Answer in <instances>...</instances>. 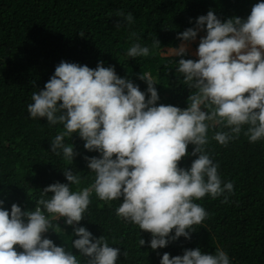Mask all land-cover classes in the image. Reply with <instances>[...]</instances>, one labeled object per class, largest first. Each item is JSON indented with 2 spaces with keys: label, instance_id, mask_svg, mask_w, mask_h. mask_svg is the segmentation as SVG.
<instances>
[{
  "label": "clouds",
  "instance_id": "9594fccd",
  "mask_svg": "<svg viewBox=\"0 0 264 264\" xmlns=\"http://www.w3.org/2000/svg\"><path fill=\"white\" fill-rule=\"evenodd\" d=\"M116 16L117 28L134 22L131 12L117 11ZM200 32L204 34L195 49L196 59L185 58L188 45ZM133 37L127 57L149 56L150 47L140 43L135 32L130 34ZM177 39L179 45L167 51L177 58L175 71L190 90L184 108L157 103L150 74L138 75L146 85L141 91L102 61L90 68L61 60L43 88L32 92L29 118L62 125L48 151L62 154L72 164L78 153L69 140L77 136L84 150L97 153L83 157L94 175L89 186L74 189L81 183L79 171L65 168L61 171L65 182L44 187L31 210L22 211L16 203L5 209L0 199V264H116L126 252L80 225L93 193L100 200H120L116 215L149 233L152 250L180 237L190 239L192 226L207 216L195 201L205 195L227 201L233 183L221 181L218 164L205 150L207 132L220 126L222 130L211 137L220 145L238 138L244 126L250 143L264 139V0H257L246 18L222 21L210 9ZM156 45L160 44L154 38L152 46ZM188 145L193 146L190 153ZM185 156L195 158L187 168L178 166ZM60 218L72 226L71 249L77 250L76 255L44 235L51 220ZM144 244L140 238L139 245ZM159 264L232 262L220 247L214 253L196 247L171 257L164 252Z\"/></svg>",
  "mask_w": 264,
  "mask_h": 264
},
{
  "label": "trees",
  "instance_id": "16d2710c",
  "mask_svg": "<svg viewBox=\"0 0 264 264\" xmlns=\"http://www.w3.org/2000/svg\"><path fill=\"white\" fill-rule=\"evenodd\" d=\"M257 0H0V199L10 209L16 203L21 210L37 206L40 191L54 182H65L61 173L71 167L79 171L81 183L91 184L93 173L84 156L97 155L83 149V141L73 136L69 143L78 153L69 164L61 155L48 151L51 139L62 125L49 126L44 118H29L27 105L31 94L44 83L61 61L94 68L98 61L113 66L121 77L146 87L138 75L150 74L157 88V103L186 107L190 90L182 74L175 71L176 57L161 56L159 51L179 45L177 34L194 25L195 18L208 10L222 21L238 16L246 18ZM117 11L131 12L130 26L115 27ZM135 32L140 43L150 47L147 57L128 58L127 49ZM204 33H198V37ZM160 45L152 46L153 39ZM185 58L196 59L191 55ZM147 98V96H146ZM242 128L238 138L220 145L211 137L220 126L208 129L206 151L218 164L221 181H231L233 191L223 196L201 198L206 218L193 225L189 240L183 237L162 249L148 246L150 234L116 215L120 200L104 201L93 193L80 225L93 236L103 235L110 246L121 253L116 264H159L160 255L182 254L199 247L204 253L222 248L232 264H264V139L250 143ZM68 138H65V143ZM188 145L186 152H191ZM195 157L185 156L178 166L187 168ZM51 195V194H49ZM47 216L48 214L45 213ZM57 224L59 227H57ZM45 233L57 245L71 249L72 226L63 218L51 220ZM53 231V232H52ZM74 238V237H73ZM145 240L140 246L139 239ZM81 261L84 260L80 257Z\"/></svg>",
  "mask_w": 264,
  "mask_h": 264
},
{
  "label": "rangeland",
  "instance_id": "374dc122",
  "mask_svg": "<svg viewBox=\"0 0 264 264\" xmlns=\"http://www.w3.org/2000/svg\"><path fill=\"white\" fill-rule=\"evenodd\" d=\"M200 34V33H199ZM198 40H199V37H197V40L196 41H193L191 42L189 45H188V49H187V52L189 55L193 56V57H196L195 56V49L198 45ZM167 49H169V47L167 48H164L162 50L159 51V55L161 56H174L172 55L169 51H167Z\"/></svg>",
  "mask_w": 264,
  "mask_h": 264
},
{
  "label": "built area",
  "instance_id": "2783aa9c",
  "mask_svg": "<svg viewBox=\"0 0 264 264\" xmlns=\"http://www.w3.org/2000/svg\"><path fill=\"white\" fill-rule=\"evenodd\" d=\"M13 247H17V246H16V245H14ZM17 250H18V251H21V249H18V248H17Z\"/></svg>",
  "mask_w": 264,
  "mask_h": 264
}]
</instances>
